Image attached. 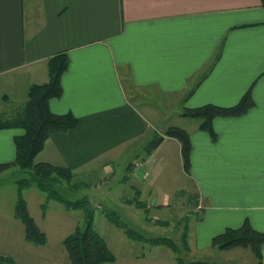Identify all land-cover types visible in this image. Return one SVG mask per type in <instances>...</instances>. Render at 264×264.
<instances>
[{
  "label": "crops",
  "instance_id": "obj_1",
  "mask_svg": "<svg viewBox=\"0 0 264 264\" xmlns=\"http://www.w3.org/2000/svg\"><path fill=\"white\" fill-rule=\"evenodd\" d=\"M60 52L67 53L69 66L61 77L62 95L49 101V109L70 113L78 123L51 135L36 162L71 169L84 190L110 182L111 165L126 156L122 187L127 197L119 204L129 222L143 219V211L129 202L137 197L152 205L146 206L148 215L160 221L175 220L160 218L174 198L187 211L202 206L199 223L191 220L192 212L187 214V256L192 255L194 222L195 239L199 231L209 233L210 246L213 237L245 220L264 233L260 0H0V91L9 96L0 109L16 112L29 86L48 81L47 60ZM249 89L253 108L238 117L214 118V138L200 129L199 121L180 115L184 108L206 104L232 107ZM170 126L190 135L189 175L175 139L164 138L145 161L140 156L154 135ZM22 133L20 128L0 129V164L14 159L13 140ZM96 177L98 184L92 185ZM14 185L8 192L0 189V249L24 250L0 255L17 264H71L62 242L81 224L82 211L49 201L43 212L46 195L36 187L25 190L27 210L46 238L45 245L30 244L14 215ZM99 216L104 217L100 222ZM144 223L150 222L144 217ZM94 225L116 257L105 264H176L169 248L154 246L147 253L104 214L95 213ZM261 254L264 264V245Z\"/></svg>",
  "mask_w": 264,
  "mask_h": 264
},
{
  "label": "trees",
  "instance_id": "obj_2",
  "mask_svg": "<svg viewBox=\"0 0 264 264\" xmlns=\"http://www.w3.org/2000/svg\"><path fill=\"white\" fill-rule=\"evenodd\" d=\"M264 9V0H260ZM69 58L66 52H60L47 60L48 81L43 84H33L27 90L25 103L12 113L11 116H0V129L20 128L21 135L14 137L15 156L11 162L0 164V173L14 170L19 178H14L17 186V198L14 207L15 218L24 225V240L30 244L40 246L46 244L45 235L37 228L30 216L23 192L31 187H36L47 197L41 205L43 212L47 209L49 201H55L64 206L66 210H80L83 213L81 224L62 242L71 264H105L112 263L116 257L108 248L105 239L94 227L95 214L87 198L78 200L67 199L59 191L61 183L70 184L74 174L71 169L57 166L47 162H36L35 158L44 147L45 141L53 134L65 133L73 129L78 121L71 115L55 114L49 109V101L62 95L61 77L67 71ZM254 100L249 89L232 107H221L213 104L202 105L197 108H184L182 117L199 121L200 129L208 132L214 138L211 123L216 117H238L247 113L254 106ZM164 138H172L179 142L182 166L185 174L189 175L191 169V139L189 133L180 127L170 126L163 134H156L146 144L142 161L163 142ZM132 165V164H131ZM131 165L127 166L129 171ZM133 166V165H132ZM13 174V173H12ZM64 181V182H61ZM72 185V184H71ZM138 208L144 205L138 199L129 201ZM107 219L115 226L121 228L125 235L136 242L153 246H164L177 252L179 249L175 242L169 238H147L141 233L129 228L122 223L115 213L104 212ZM146 215V214H145ZM160 225L167 226L168 221H158ZM182 235V245L188 249V229ZM211 244L220 250H229L236 247L249 248L256 260L261 264V247L264 245V233L255 230L248 220L238 228H226L221 234L212 238ZM176 264H185L182 259L176 258ZM0 264H17L13 258L0 255ZM189 264H211L207 262H190Z\"/></svg>",
  "mask_w": 264,
  "mask_h": 264
},
{
  "label": "rangeland",
  "instance_id": "obj_3",
  "mask_svg": "<svg viewBox=\"0 0 264 264\" xmlns=\"http://www.w3.org/2000/svg\"><path fill=\"white\" fill-rule=\"evenodd\" d=\"M4 92L5 90L0 91V104L8 101L9 96L7 94H3ZM11 114L12 113L4 112L2 111V109H0V116L2 117L9 118ZM140 156L141 158L144 157V153L141 152ZM125 160H126V156H122L116 159V161L111 165V169L114 172H113L110 182L107 181L100 187H97L95 189L92 188L93 187L92 185H97L100 179L96 177V179L92 181L91 183L92 187L90 188L86 187L83 190V187H85L84 184L75 182V176H74L70 184L61 183L62 185L59 187V191L62 192L67 199L72 200V201L78 200L84 197L87 198L93 207L94 214L96 212H99L100 215H103L105 211H108L111 213L114 212L115 215L118 216L119 220L122 223H124L126 226L128 225L129 228L135 230L138 233H141L147 238H169L170 240L175 242V244L179 248L177 249L178 250L177 252H174L176 255V258L182 259L185 264H189L190 262H196V261L207 262L211 264H254L252 262L254 261L252 257L254 258L255 256L249 248L236 247L238 248V250H236L237 252H234L236 254L234 253L231 254L230 252H226V250H220L219 248H217L216 246H213L212 244L210 246L208 244L210 240L209 233L205 234L202 231H199L196 234L197 239H195V236L193 234L195 233V227H196L195 222L199 223L198 219L202 215L200 212V210H202V206L201 205L197 206L193 210V212L192 210L187 211L186 206L180 207L179 197L174 198V200H171V202L173 203V206H166L165 209L167 210H164L160 213L161 219H168V220L175 219L170 222L168 221L167 226L160 225V222H158L160 220L154 219V217H149L148 207L151 208L152 205L144 203L143 201H141L144 205L141 208V210L144 213L143 219L141 220L140 223L137 221L129 222L127 213L125 212L124 209L123 210L121 209V205L119 204L120 198L127 197L122 187V185H124V183L126 182L123 179V175H124L123 171L125 169ZM9 173L10 172H6V176H3L2 178H0V189L3 192H8L10 190L8 187L15 184V183L14 184L11 183L13 182L14 178H19V175L16 173H13V174H9ZM61 182H64V181H61ZM78 188H79V191L77 192V190L75 189H78ZM88 194H90V196L92 197H95L96 199L88 197L87 196ZM136 199H139V197H137ZM135 207H133L132 209H135ZM136 208L138 209V207ZM155 209L156 208H154L153 210ZM187 214L191 215V220H193V218L195 219L194 220L195 222L193 225V233L191 234V239H190V246L192 248V255L190 256H187L190 249L189 251H186L184 249V246L182 245V242H183L182 235L186 233L184 230V226L187 225V219L189 218L188 217L189 215ZM144 217H145V221L147 220L150 222L149 224L144 223ZM101 218H104V217L99 216L98 217L99 222ZM138 224L142 226L145 225L144 229L140 227ZM168 226H170L168 229L164 228ZM141 246L142 247L140 249H147L146 250L147 253L150 251L149 249H157L156 247L154 248V246L150 244L148 245L141 244ZM204 246H207V247L204 248ZM112 247L116 248V245H112ZM163 249H167V248L164 247ZM3 250H13L15 251V253L16 252L21 253L24 249H19L20 251H17V249H0V251H3ZM147 256H149V254H147ZM192 260H196V261H192ZM255 263H257V260Z\"/></svg>",
  "mask_w": 264,
  "mask_h": 264
}]
</instances>
